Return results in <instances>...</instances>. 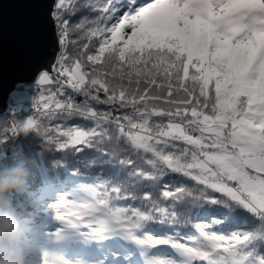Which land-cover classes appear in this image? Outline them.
<instances>
[{"label": "snow or ice", "instance_id": "1", "mask_svg": "<svg viewBox=\"0 0 264 264\" xmlns=\"http://www.w3.org/2000/svg\"><path fill=\"white\" fill-rule=\"evenodd\" d=\"M39 3L19 36L32 103L0 149L28 133L46 149L9 194L23 243L61 246L41 264H264V234L229 228L239 208L264 225V0ZM49 152L99 163L53 171ZM186 181L201 195L176 216Z\"/></svg>", "mask_w": 264, "mask_h": 264}, {"label": "trees", "instance_id": "2", "mask_svg": "<svg viewBox=\"0 0 264 264\" xmlns=\"http://www.w3.org/2000/svg\"><path fill=\"white\" fill-rule=\"evenodd\" d=\"M18 87H22L27 90V99L18 102L19 104L17 106L12 107V104L9 105L7 111L0 117V132H3L5 121L11 115V110L13 108L22 107L23 109H27L30 106L28 101L29 97H32L33 95V85ZM0 147L4 146L0 145ZM13 148L15 154L10 157L7 163H0V176L5 175L13 169H18L25 179V184L19 190H6L3 194H0V203L4 201L5 204H7L6 208L22 203L21 201L14 200L9 194L20 193L29 186L30 182L35 179V173L38 167L37 157L46 151L37 135L32 133H28L27 135L21 134L15 137H10L7 140V149H0V160L8 157ZM43 162L46 163L47 167L53 171L57 170L61 166H68L74 162L78 163L82 168H88L99 163L94 156L75 159L70 154L58 156L50 152L46 157H43ZM185 183L186 190L175 201L176 212L174 214L176 216L181 215V205L197 203L201 195L200 185L194 184L191 181H186ZM219 206L226 210V215H230L237 209L234 201L227 198L220 200ZM237 211L242 219L239 223L230 224V230L239 228L246 231L253 230L264 234V225L260 224L259 220L253 213L243 208H239Z\"/></svg>", "mask_w": 264, "mask_h": 264}, {"label": "water", "instance_id": "3", "mask_svg": "<svg viewBox=\"0 0 264 264\" xmlns=\"http://www.w3.org/2000/svg\"><path fill=\"white\" fill-rule=\"evenodd\" d=\"M39 7V0H0V115L16 86L32 84L30 80H20L29 77L30 68L19 36L22 21Z\"/></svg>", "mask_w": 264, "mask_h": 264}, {"label": "clouds", "instance_id": "4", "mask_svg": "<svg viewBox=\"0 0 264 264\" xmlns=\"http://www.w3.org/2000/svg\"><path fill=\"white\" fill-rule=\"evenodd\" d=\"M25 184V179L18 169H13L5 175L0 176V194L6 190H19ZM17 222L13 215L7 211L0 210V240L6 233L16 231ZM24 256L16 251L9 250L0 245V264H24Z\"/></svg>", "mask_w": 264, "mask_h": 264}, {"label": "rangeland", "instance_id": "5", "mask_svg": "<svg viewBox=\"0 0 264 264\" xmlns=\"http://www.w3.org/2000/svg\"><path fill=\"white\" fill-rule=\"evenodd\" d=\"M19 236L22 238L20 246L23 245V247H24V248L23 247L21 248V252H20V254H22L25 258L24 264H41L43 252L44 251H52L50 249V246H52V245L55 246L54 249L61 250V248H60L61 246L59 244L45 243L43 241H41L39 244H35V245L29 247L23 243L25 238L28 237V234L24 237H22L21 235H19ZM6 238H7V236L3 237V239L0 240V243H3L6 240ZM56 245H59L60 247H58ZM17 251H20V249Z\"/></svg>", "mask_w": 264, "mask_h": 264}]
</instances>
